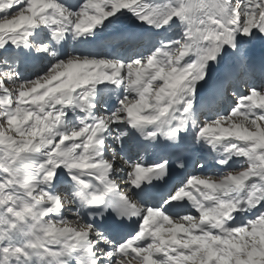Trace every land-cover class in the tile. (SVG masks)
<instances>
[{
    "label": "snow or ice",
    "instance_id": "6c2138e0",
    "mask_svg": "<svg viewBox=\"0 0 264 264\" xmlns=\"http://www.w3.org/2000/svg\"><path fill=\"white\" fill-rule=\"evenodd\" d=\"M0 264H264V0H0Z\"/></svg>",
    "mask_w": 264,
    "mask_h": 264
}]
</instances>
